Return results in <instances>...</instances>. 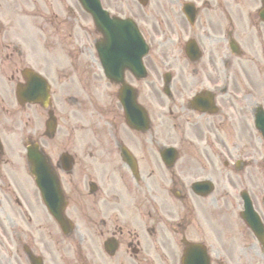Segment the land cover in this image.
I'll list each match as a JSON object with an SVG mask.
<instances>
[{
	"label": "flooded vegetation",
	"instance_id": "obj_1",
	"mask_svg": "<svg viewBox=\"0 0 264 264\" xmlns=\"http://www.w3.org/2000/svg\"><path fill=\"white\" fill-rule=\"evenodd\" d=\"M114 1L148 45L142 66L89 58L58 0H23L40 43L23 49L1 25L18 2L0 0L6 264H264L262 1ZM245 197L262 245L241 222Z\"/></svg>",
	"mask_w": 264,
	"mask_h": 264
},
{
	"label": "rangeland",
	"instance_id": "obj_2",
	"mask_svg": "<svg viewBox=\"0 0 264 264\" xmlns=\"http://www.w3.org/2000/svg\"><path fill=\"white\" fill-rule=\"evenodd\" d=\"M70 3H71V5H72V7L76 10V8H75V6H74V2H73V0H68ZM112 4V3H114L115 1L114 0H103V2H104V4L107 6L108 4H109V2ZM117 2H118V0H117ZM121 3H123L122 1H121ZM118 4H119V2H118ZM120 6H122L121 4H119ZM109 7H111V9L113 10V8L116 10V9H118V5H114V6H112V5H110L109 4ZM123 7V6H122ZM76 12H77V15L79 16V21H80V23H81V25L83 26H86L87 28H89L90 26H91V23H90V21L89 20H86L85 19V17H84V14L82 13V11H80V10H76ZM21 18V17H20ZM85 32H83V31H78L77 32V36H76V38H78L79 40H80V42H83V43H85V45H87L88 47H90L91 46V39L92 38H90V37H88V39H86L85 37H84V34ZM81 37V38H80ZM83 37V38H82ZM93 38H95V36H93ZM93 40V39H92ZM82 43V44H83ZM32 44H33V40H32Z\"/></svg>",
	"mask_w": 264,
	"mask_h": 264
},
{
	"label": "water",
	"instance_id": "obj_3",
	"mask_svg": "<svg viewBox=\"0 0 264 264\" xmlns=\"http://www.w3.org/2000/svg\"><path fill=\"white\" fill-rule=\"evenodd\" d=\"M86 6V5H85Z\"/></svg>",
	"mask_w": 264,
	"mask_h": 264
}]
</instances>
